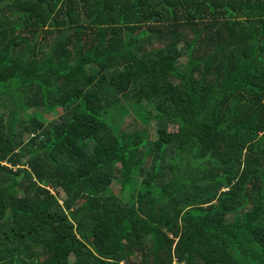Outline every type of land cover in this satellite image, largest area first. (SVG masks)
Segmentation results:
<instances>
[{
  "label": "trees",
  "instance_id": "obj_1",
  "mask_svg": "<svg viewBox=\"0 0 264 264\" xmlns=\"http://www.w3.org/2000/svg\"><path fill=\"white\" fill-rule=\"evenodd\" d=\"M0 102V264H264V0H0Z\"/></svg>",
  "mask_w": 264,
  "mask_h": 264
},
{
  "label": "rangeland",
  "instance_id": "obj_2",
  "mask_svg": "<svg viewBox=\"0 0 264 264\" xmlns=\"http://www.w3.org/2000/svg\"><path fill=\"white\" fill-rule=\"evenodd\" d=\"M180 50L182 51V54L186 52V47L184 44H180L179 46ZM1 103V102H0ZM150 110V109H149ZM0 111L5 113V118L8 123H10V116H11V111L10 109L7 108H2L0 107ZM151 111V110H150ZM111 113V120L115 125H119L120 123H123V130L126 131L128 130L129 132H135L134 130L137 129H144L150 134H152V137L149 138V141L155 140L153 137L154 134V129L155 127L153 126L154 122H151L149 124L144 123L139 116L135 114V112L132 110L131 106L128 104L122 103L121 106H119L117 109L110 111ZM143 114H145L143 112ZM62 115V110H58L57 114L55 113H48L43 116V119L46 121V123H52L56 119H58L59 116ZM141 115V113L139 114ZM23 117V115L21 114ZM28 141V140H27ZM135 189L138 190L139 192L141 190V183L136 184ZM121 189L118 184L115 185L114 188V193L119 195L121 192ZM129 192V191H128ZM128 196V195H127ZM140 236L144 237L147 233L145 231H142L138 229Z\"/></svg>",
  "mask_w": 264,
  "mask_h": 264
}]
</instances>
